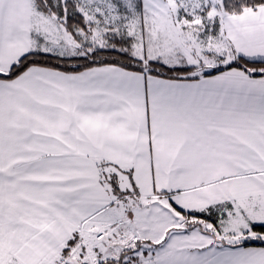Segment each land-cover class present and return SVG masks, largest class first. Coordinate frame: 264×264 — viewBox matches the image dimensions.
<instances>
[{
    "label": "snow or ice",
    "instance_id": "snow-or-ice-1",
    "mask_svg": "<svg viewBox=\"0 0 264 264\" xmlns=\"http://www.w3.org/2000/svg\"><path fill=\"white\" fill-rule=\"evenodd\" d=\"M0 264H264V0H0Z\"/></svg>",
    "mask_w": 264,
    "mask_h": 264
}]
</instances>
